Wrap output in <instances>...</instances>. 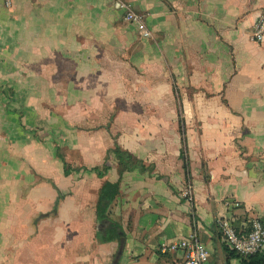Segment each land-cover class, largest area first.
<instances>
[{"label": "crops", "instance_id": "0c3cea01", "mask_svg": "<svg viewBox=\"0 0 264 264\" xmlns=\"http://www.w3.org/2000/svg\"><path fill=\"white\" fill-rule=\"evenodd\" d=\"M117 1L143 18L149 39L124 21ZM263 11L264 0H12L10 8L0 2V114L13 117L20 128L21 123L33 128L28 112L33 100L52 96L60 98V112L43 108L54 117L70 111L89 116L71 124L90 135L80 154L83 162L71 165L63 151L69 145L56 146L70 167L81 169L78 173L50 175L48 142L41 138L35 140L40 146L35 155L17 154L27 169L13 172L9 183L19 179L26 201H34L20 222L60 226L61 212L74 198L66 181L86 174L83 169L102 168L117 145L154 171L134 170L119 179L118 165L109 157L103 178L90 173L91 221L98 225L92 243L104 250L102 264L119 247L95 238L106 227L95 214L105 182L119 183L109 210L124 234L118 264H184L182 252L164 253L162 247L191 235L206 246L208 264H242L223 243L218 222L231 220L239 230L251 219L264 220V44L250 38ZM134 77L141 83L135 106L125 92ZM54 83L60 90L50 94ZM67 98L72 107L62 106ZM162 115H169V122ZM64 126L60 120V129ZM58 192L64 197L52 214ZM43 237L34 235L32 246L17 252L33 255L34 247L45 246L41 259L49 261V241ZM51 242L57 249L49 262L60 264V237Z\"/></svg>", "mask_w": 264, "mask_h": 264}, {"label": "rangeland", "instance_id": "374dc122", "mask_svg": "<svg viewBox=\"0 0 264 264\" xmlns=\"http://www.w3.org/2000/svg\"><path fill=\"white\" fill-rule=\"evenodd\" d=\"M250 38L252 40V32L250 33ZM261 44H264V42ZM261 44L259 45L261 46ZM140 84L138 79L134 77L130 79V83L125 88V92L129 94V97H133L128 101L130 105H136L134 96L137 90L140 91V89H136V86ZM53 85L48 86L50 94L57 89L60 90V83H54ZM61 102L64 103L62 106L65 108L73 106H71L72 98H67ZM82 102L87 103L88 99L82 100ZM0 106L3 107L2 105ZM40 107L43 112L39 111ZM43 107H48L49 109L58 107L60 112V98L57 99L51 96L47 99L39 97L33 100L32 106L28 109L32 116L33 128L26 123H21L23 127L20 128L13 117L0 114V264H51L53 257L56 256L55 249H57L56 243L51 242V240H55L57 236L60 237V264H102L103 261L99 257L104 254V250L97 248L92 243V234L98 229V225H93L91 221L94 201L92 174L73 175L66 181L74 198L67 201L66 207L61 212L60 226L54 221L45 222L39 227L20 222L22 220L21 213H28L29 206L34 201H26V194L21 192V190L24 191V187L19 189L21 187L19 179L16 181L17 185H10L9 183V178H11L13 172L24 169L23 162H25V159L22 156L18 157V155L24 156L28 150H32V154L35 155L36 150L39 151L40 149L39 145L35 146V140L40 141V138L43 141L47 140V150L50 156L49 166L50 169L51 167L53 169V173L50 171V175L54 174V171L62 174L61 163L58 160L56 161V146H60V143L68 144L69 146H63V151L69 163L71 165L80 164V162H83L80 154L85 151L84 142L89 140L90 137L88 132L83 134L81 132L83 130L80 127L76 126L75 128V126L71 125L74 121L78 122V118H89L88 114L79 111V114L74 115L70 111V114L65 118L54 117L51 111ZM143 116L147 115L129 114L126 117L142 119ZM161 117L163 122H169L170 120L169 115H162ZM60 120L65 124L64 128L61 129ZM37 125L41 126L42 129H36L35 126ZM26 142L27 146H25ZM30 142L34 146H31ZM74 146L76 147L74 148ZM73 149L74 152H72ZM26 169L27 167L24 170ZM33 173L35 178L40 175L39 169L36 171L34 168ZM21 181L25 182L24 176ZM53 187L52 182L49 190L51 191ZM17 202L22 203L20 208L16 204ZM34 235H44L43 238H47L46 240L49 241L46 245L48 246L47 252L50 262L47 259H45L46 261L41 259L46 257L45 246L34 247L35 253L33 255L27 254L25 256L23 252H17L22 250V246H32L30 242H32ZM113 258L107 264H112Z\"/></svg>", "mask_w": 264, "mask_h": 264}, {"label": "built area", "instance_id": "2783aa9c", "mask_svg": "<svg viewBox=\"0 0 264 264\" xmlns=\"http://www.w3.org/2000/svg\"><path fill=\"white\" fill-rule=\"evenodd\" d=\"M6 8H10L12 0H0ZM116 7L124 13V21L132 24L142 38L149 39L150 31L146 28L141 16L135 14L129 6L121 1ZM252 40L261 44L264 42V12L253 25ZM188 195V194H187ZM223 243L228 250L241 258H247L264 252V220L251 219L242 229H237L231 220L221 219L218 222ZM162 251L182 252L184 264H208L209 252L195 235L180 239L169 246H163Z\"/></svg>", "mask_w": 264, "mask_h": 264}, {"label": "trees", "instance_id": "16d2710c", "mask_svg": "<svg viewBox=\"0 0 264 264\" xmlns=\"http://www.w3.org/2000/svg\"><path fill=\"white\" fill-rule=\"evenodd\" d=\"M180 125V135L182 137V146L185 145V138H184V130H183V122L182 120L179 121ZM56 159L61 163L62 174L64 176H69L72 173H78L81 169H76L70 167L63 159L59 150L55 152ZM109 157H112L113 160L118 165V175L119 179L122 177L124 173L132 172L137 170L140 174L144 173H153L154 167L153 166H145L144 163L130 153L121 150L117 145L111 150L107 152V158L102 168L94 167L89 170L83 169L86 173H94L98 178H103L104 175L110 170V167L106 165V162L109 160ZM183 157V170L186 175V180H189V169H188V161L186 159L185 153L182 152ZM157 178H160L157 176ZM119 194V183H110L105 182L101 186L98 191V197L96 202V220L98 224H106L105 229L102 232H97L95 238L98 243L100 244H108L111 242L119 243L121 239L124 238L123 230L121 226L112 221L109 218V210L114 202V200L118 197ZM64 197V195L58 192V198L55 202V205L52 210V214H55L58 202ZM43 217V216H40ZM37 220L34 221L36 223ZM233 255H236L232 252ZM242 264H264V252L255 254L253 256L242 258Z\"/></svg>", "mask_w": 264, "mask_h": 264}, {"label": "water", "instance_id": "95a60500", "mask_svg": "<svg viewBox=\"0 0 264 264\" xmlns=\"http://www.w3.org/2000/svg\"><path fill=\"white\" fill-rule=\"evenodd\" d=\"M123 248H124V239H121L119 242L118 250H117V252L113 258L112 264H118V262L122 256Z\"/></svg>", "mask_w": 264, "mask_h": 264}]
</instances>
